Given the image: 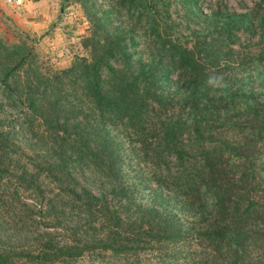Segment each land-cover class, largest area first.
Here are the masks:
<instances>
[{"label": "trees", "instance_id": "16d2710c", "mask_svg": "<svg viewBox=\"0 0 264 264\" xmlns=\"http://www.w3.org/2000/svg\"><path fill=\"white\" fill-rule=\"evenodd\" d=\"M77 1L90 25L82 42L88 58L48 74L30 47L0 42V97L18 107L19 118L14 134L0 127V184L17 149L15 134L50 136L53 149L45 150L57 161L45 160L43 171L77 208V229L87 239L67 243L45 227L24 228L31 242L16 250L0 245V264H69L145 249L172 264H264V51L254 53L249 43L240 49L241 36L264 40V6L213 10L205 27L181 40L169 0H109L105 8ZM196 1L183 3L196 10ZM210 77L217 82L209 84ZM113 130L163 165L154 181L180 192L184 221L148 206L153 222L133 231L126 214L135 207L113 201L116 192L74 188L80 164L117 175ZM67 151L73 164L63 161Z\"/></svg>", "mask_w": 264, "mask_h": 264}, {"label": "rangeland", "instance_id": "374dc122", "mask_svg": "<svg viewBox=\"0 0 264 264\" xmlns=\"http://www.w3.org/2000/svg\"><path fill=\"white\" fill-rule=\"evenodd\" d=\"M107 1L109 0H95L101 4V8H105ZM169 2L168 9L178 27L181 40L189 38L193 31L205 27L207 20L204 15L213 10L224 9L227 12L243 13L254 10L257 3L264 6L263 0H197V9L190 10L183 0ZM89 29V22L77 0H23L19 6L0 0V42L6 46L19 45L24 48L23 51L30 47L39 67L48 74L68 67L75 58H88L87 49L83 47L82 42ZM245 38L247 37L241 36L240 49H245L242 43H249V48L254 53L264 51V40L256 44L253 42L255 35ZM143 57L141 54V58ZM0 100V127L6 125L12 128L14 134L19 119L15 118L18 107L11 108L1 97ZM111 133L119 148L121 160L116 170L117 175L114 173L112 176L109 171L107 176L106 172L80 164L74 170L77 182L74 188L81 186L92 194L105 191L109 193V197L111 190L116 192L113 201H127L135 207V214L131 211L126 214L127 222H133V231L146 230L147 225L153 222L152 215L143 210L148 206L172 214L179 222L184 221L180 192L164 190L154 181L156 174L160 172L159 169L164 168L163 165L156 167L154 159L143 154L137 142L127 139L115 130ZM27 134H15L13 137L12 141L17 149L12 154L11 168L4 174V182L0 184V245L16 250L29 244L31 241L23 237L22 229L36 226L39 229L45 227L57 240L62 238L67 243L75 237L81 241L86 240L84 236L87 234L83 229H77L82 222L81 215L79 214V218L77 216V208L70 205L65 191L58 188L60 184L43 171L45 160L53 158L57 161L56 156L50 158V152L45 150L48 147L53 149L51 137L44 134L31 137ZM53 146L55 147V143ZM66 155L63 158L64 163L73 164L75 156L72 152L67 151ZM167 160L169 168L175 170L174 162L168 157ZM119 191L125 195H118ZM124 196H128L127 200ZM50 205L54 207L52 212L46 210ZM46 211L48 214L43 217ZM29 235L30 233L27 234ZM138 252L132 256L113 257L102 253L98 257H77L69 264H172L168 262V258L159 255L156 249Z\"/></svg>", "mask_w": 264, "mask_h": 264}, {"label": "built area", "instance_id": "2783aa9c", "mask_svg": "<svg viewBox=\"0 0 264 264\" xmlns=\"http://www.w3.org/2000/svg\"><path fill=\"white\" fill-rule=\"evenodd\" d=\"M4 3H8L11 5L19 6L22 4L23 0H1Z\"/></svg>", "mask_w": 264, "mask_h": 264}, {"label": "clouds", "instance_id": "9594fccd", "mask_svg": "<svg viewBox=\"0 0 264 264\" xmlns=\"http://www.w3.org/2000/svg\"><path fill=\"white\" fill-rule=\"evenodd\" d=\"M217 82V78L216 77H210L208 80L209 84H215Z\"/></svg>", "mask_w": 264, "mask_h": 264}]
</instances>
